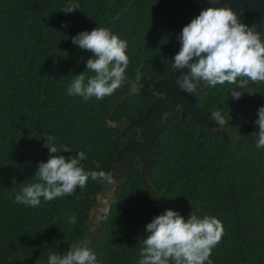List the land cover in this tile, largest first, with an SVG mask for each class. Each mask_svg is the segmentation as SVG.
<instances>
[{
	"label": "trees",
	"instance_id": "trees-1",
	"mask_svg": "<svg viewBox=\"0 0 264 264\" xmlns=\"http://www.w3.org/2000/svg\"><path fill=\"white\" fill-rule=\"evenodd\" d=\"M202 1L0 0V264H47L50 254L70 246L91 248L98 264H139L146 225L169 209L185 219L193 213L222 221L212 264H264V148L256 147L255 123L264 82H250L255 93L239 100L230 94L235 85L201 89L194 103L211 118L220 110L229 119L224 129L182 117L180 108L167 113L151 179L136 164L111 199L109 183L89 178L73 195L42 199L38 208L15 202L25 185L38 182L34 174L49 159L44 144L50 134L61 155L85 153V171L110 173L118 151L139 135L136 126L124 127L157 96L148 93L152 80L174 70L181 43L170 28L190 23L192 13L204 9ZM71 3L79 9L62 11ZM239 19L252 25L249 10ZM97 27L127 40L129 82L85 102L67 89L93 54L72 37ZM260 33L264 39V26Z\"/></svg>",
	"mask_w": 264,
	"mask_h": 264
},
{
	"label": "clouds",
	"instance_id": "clouds-1",
	"mask_svg": "<svg viewBox=\"0 0 264 264\" xmlns=\"http://www.w3.org/2000/svg\"><path fill=\"white\" fill-rule=\"evenodd\" d=\"M219 0H214L217 4ZM79 4L64 7L65 13L79 9ZM116 19H119L117 16ZM66 26V25H65ZM181 47L174 56L173 73L179 71L176 83L188 94L197 93L204 87L235 85L232 98L239 100L247 92H255L249 83L264 82V39L253 25L245 24L228 5L206 7L190 23L185 25L178 37ZM72 43L81 50H88L93 57L86 61V70L73 75L67 95L82 97L85 102L95 97L101 100L111 96L125 84L130 58L126 54L128 42L113 34L110 29L97 27L81 31L72 37ZM186 69V71H184ZM87 72L94 73L88 76ZM137 80L141 77L138 75ZM141 87H133L139 92ZM259 128L257 148H264V106L258 108ZM212 121L224 129L229 119L220 110L212 112ZM55 136L45 138L44 147L49 149L47 162H39L34 176L38 182L25 185L15 195V202L38 208L42 199L50 202L56 198L73 195L77 188L86 187L89 178L93 181L115 185L117 181L104 171H85L81 161L87 159L83 151L65 157L55 146ZM64 152L70 151L68 146ZM97 167L99 165L97 164ZM70 224L76 217L69 218ZM147 238L142 240L139 264H212L213 249L221 242L224 226L215 216L203 218L191 213L185 219L179 212L166 210L146 225ZM47 264H98L95 252L86 246H70L66 253H52Z\"/></svg>",
	"mask_w": 264,
	"mask_h": 264
},
{
	"label": "water",
	"instance_id": "water-1",
	"mask_svg": "<svg viewBox=\"0 0 264 264\" xmlns=\"http://www.w3.org/2000/svg\"><path fill=\"white\" fill-rule=\"evenodd\" d=\"M225 5L231 7L236 12L238 18L243 11L249 10L253 20L252 25L257 32H260V29L264 26V0H219L215 4L216 7ZM199 13H192V18L197 17ZM182 29L183 27L179 26L170 28V30L175 31L179 35ZM173 71H171L169 77L166 79L152 80L151 86L148 87L150 90L148 93L155 92L157 96L143 113L131 118L124 127L123 131L136 126L139 129V135L138 137H130L113 158L115 164L112 166L110 174L113 177L115 176L117 164L120 165V171L116 180V186L108 193V199H111L112 193H116L117 186H122L131 179V172L136 165V159L141 162L142 172L147 174L149 179H151L150 169L154 162L155 153L161 152L159 149V134L164 130V118L167 113L180 108L182 117L190 114L202 126L206 125L210 129L219 126L217 122L212 121L210 117L211 111H203L194 103L201 90L199 91L198 88L197 93L194 94H188L181 90L176 83L180 70H177L176 73H173ZM200 88H204L203 83H201ZM122 159L126 160L123 162Z\"/></svg>",
	"mask_w": 264,
	"mask_h": 264
},
{
	"label": "flooded vegetation",
	"instance_id": "flooded-vegetation-1",
	"mask_svg": "<svg viewBox=\"0 0 264 264\" xmlns=\"http://www.w3.org/2000/svg\"><path fill=\"white\" fill-rule=\"evenodd\" d=\"M214 2V1H213ZM211 3H212V0H211ZM211 6L212 7H216L215 6V4H211ZM126 159H122V161L124 162ZM135 164H137V159L135 160ZM119 171H120V165H118L117 164V171H116V174H115V176H114V178H115V180H117L118 179V174H119ZM116 186V184L115 185H112V184H110V187H108L106 190L108 191V193H110L111 191H112V189L114 188ZM111 197H112V194H111ZM107 199H108V197H107Z\"/></svg>",
	"mask_w": 264,
	"mask_h": 264
},
{
	"label": "rangeland",
	"instance_id": "rangeland-1",
	"mask_svg": "<svg viewBox=\"0 0 264 264\" xmlns=\"http://www.w3.org/2000/svg\"><path fill=\"white\" fill-rule=\"evenodd\" d=\"M213 1H214V0H212V3H213ZM212 3H211V0H203V1L201 2V5L204 6L203 8H206V7L211 6ZM216 128H217V127H216ZM137 164L141 166V162H140L139 160L137 161Z\"/></svg>",
	"mask_w": 264,
	"mask_h": 264
}]
</instances>
